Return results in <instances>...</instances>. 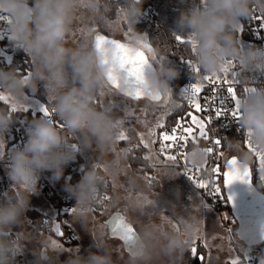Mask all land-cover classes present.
<instances>
[{
    "label": "clouds",
    "instance_id": "clouds-1",
    "mask_svg": "<svg viewBox=\"0 0 264 264\" xmlns=\"http://www.w3.org/2000/svg\"><path fill=\"white\" fill-rule=\"evenodd\" d=\"M82 3L96 11L102 0H0V11L11 18V41L33 62L30 74L0 69V93L9 95L17 109L0 106V156L5 154V133L14 123V114L24 107L26 90L35 93L40 87L46 89L52 97L50 109L55 117L42 114L28 121L22 147L16 146L10 153L7 177L17 191L0 201V264H14L22 251L23 237L7 238L6 229L28 219L30 197L38 193L40 179L51 173L49 181L58 182L66 167L75 163L79 144L73 143V138L82 136L89 147L95 141L101 150H108L117 138L114 117L97 106V93L110 87L111 53L109 62L102 63L93 27L84 29L79 44L69 41ZM253 14V0H206L202 6L179 11L175 28L188 33L195 45L192 64L202 77L220 74L231 61L264 74V45L243 47L236 31ZM125 15L131 25H136L145 12L134 5ZM119 76L121 88H130L127 74L120 72ZM177 76V69L168 67L162 73L146 74V79L152 91L163 93L168 89V80ZM239 124L249 142L264 152V87L249 88L243 94ZM239 152L245 159L251 155L246 146ZM199 158L197 154L193 160ZM66 179L69 182L64 191L76 201L77 219L86 222L104 177L93 168L75 184L70 183V177ZM128 206L136 204L130 202ZM186 244L176 233L162 232L158 224L142 226L138 228V238L129 242L127 264H152L161 256L183 250ZM95 247L97 250L86 257L77 253L64 264H114L103 235ZM258 264H264V256L258 258Z\"/></svg>",
    "mask_w": 264,
    "mask_h": 264
},
{
    "label": "rangeland",
    "instance_id": "rangeland-1",
    "mask_svg": "<svg viewBox=\"0 0 264 264\" xmlns=\"http://www.w3.org/2000/svg\"><path fill=\"white\" fill-rule=\"evenodd\" d=\"M205 2L206 0H197V6H202ZM240 26L242 30V23L238 29ZM86 27H93L95 34L99 31L109 38L125 43L128 42L131 47L134 44L133 48H139L141 42L145 40L149 43L145 33L135 30L128 22L125 14L111 19L99 9L92 11L86 4L82 3L77 14L76 23L74 24V31L69 37L71 44L75 45L80 43L82 33ZM129 29V39L126 40L124 33ZM241 44L243 47L249 46V43L242 38ZM11 57V51L5 44L1 43L0 58H3L6 64H8ZM168 67H174L178 73L180 72L179 61L176 58H170L166 55L159 56L151 46L148 65L145 68L146 89L143 99L134 101L124 95L121 92V88L117 90L109 87L97 93V101L100 100L102 102V104L97 103V106L102 110L108 111L117 123V138L108 150H101L97 147L95 141L92 142L90 147L85 146L83 137L77 136L76 139L79 144L80 154L78 169L75 174H78L80 169L82 177L86 171L95 168L105 179L106 177L110 179V181L108 179L106 180L112 189L111 199L108 203L109 207L103 212L104 216L109 215L114 209L120 207L125 208L132 225L135 227H138L140 222L147 221L152 214L165 217L173 232L187 242L191 252L192 249L196 248L197 252L195 254H199L200 259L204 260L205 264H227L233 258L238 259L240 262L244 258L248 245L239 236V224L234 216L231 215L232 210L226 216L214 214L197 185L183 174L178 165L169 158L170 156L168 154H162L157 150V142L163 136L160 133V129L157 128V124L166 113L169 114L165 118L167 120L171 115L170 113L176 111L181 102L174 95V79L168 80L167 91L159 93L152 91L148 87L146 74L157 71L162 73ZM234 70H237V66ZM161 79H166V77L161 75ZM157 96L159 100L154 99ZM50 97L51 95L46 90V98L52 100V97L51 99ZM23 105L37 111L40 108V101L37 97L31 96L27 92V95L23 98ZM142 109L148 113L147 116L142 114ZM20 111L24 110L22 109ZM130 131H132V134ZM122 132L127 135L125 141L135 136L136 139L133 141H138L140 144L142 143L141 136H143V140L146 142V147H144L145 156L149 161L150 171L136 172L133 170L127 158L128 152L133 150L130 147L133 141L123 144L118 139ZM150 133H154V135H150ZM9 139L10 133L8 130L5 133L6 143ZM240 148L242 147L234 146L227 150L226 154L229 156L233 152L239 155L237 158L230 160L232 162L231 166L238 165L242 168V171L251 170L252 176L256 178L257 188L263 193L264 161L255 159L249 150L247 151L251 155L245 159L239 152ZM3 158L4 155L0 156V166L3 167V175H5L7 168L1 165V162L4 160ZM149 176L151 180L147 179ZM68 177L69 175H65L62 178L63 181L53 182V184L55 187L59 183L66 185L69 182L66 179ZM81 177L76 181L70 179V183L75 184ZM10 185H12L11 182ZM16 191L17 188L13 186V193ZM6 195L7 193L5 191H1L0 201ZM73 200L75 201V199ZM130 202H134L136 206L129 207ZM35 203H37V206L43 205L44 208H47L49 214H56L54 206L43 194L39 195L37 193L30 197V209L36 207V205L34 206ZM96 209L97 207L93 206V211L88 216L86 222L78 220L79 227L84 234L81 237L82 244L92 240L93 232L96 233V238L99 242L100 236L103 235L105 225H103L101 219L97 218ZM74 213V216H77V210ZM67 216L64 215L63 221H67L65 219ZM56 222H61V220L56 218ZM149 222H152L151 218H149ZM101 225L102 232L100 231ZM168 232L171 231L169 230ZM6 233L12 234L16 238L23 237L21 241L22 251L20 253L22 264H64L66 260L72 258L75 254H83L81 248L77 245H69L67 244L69 242L63 239L62 241L55 235L38 231L29 217L27 220H24L22 225L7 228ZM53 239L58 241L56 246H53L51 243ZM205 242H207V248L203 247ZM44 255H46V258ZM157 260L158 258L152 264H158ZM127 261L128 259H122L117 264H127Z\"/></svg>",
    "mask_w": 264,
    "mask_h": 264
},
{
    "label": "built area",
    "instance_id": "built-area-1",
    "mask_svg": "<svg viewBox=\"0 0 264 264\" xmlns=\"http://www.w3.org/2000/svg\"><path fill=\"white\" fill-rule=\"evenodd\" d=\"M130 7L131 6H140L139 0H129ZM141 7V6H140ZM145 15L141 18V24H145L148 26H153L154 28H163L162 23L158 19V12L154 7H142ZM253 10L259 12L261 9L257 5H253ZM254 15V14H253ZM252 15V16H253ZM0 16H8L6 14H0ZM252 16L246 18L245 24L250 31V39L246 41L249 43L248 47L264 45V29L259 27L260 21L252 19ZM10 24L6 21H0V44L3 41H10ZM240 33V37H241ZM243 40V36L241 37ZM172 50H178L180 52V60H179V67L181 71L186 73V79L184 82L179 83V97H180V106L179 111L177 113L176 119L178 116H183L188 111H191L189 107L186 106V99L191 96V92L189 87L193 83H206L204 82V78L202 77L200 71L197 73L193 71L187 61L193 59V53H189L184 49H180V42L175 40L173 43L170 44ZM237 70L236 72L239 73L238 76L233 77V79H239V83L234 85L237 89L239 98L243 96L245 93L243 89L245 87L248 88H256V87H264V74L255 71L251 68H245L236 62ZM5 71H8L7 67H0ZM180 71V72H181ZM44 88L40 87L39 91L32 93L28 91L29 95L37 97L42 106H46L51 108L52 100L47 99L44 97ZM211 88L206 87L205 90L202 92L201 96L199 97L200 102H204V97L210 96ZM221 96L225 99V107L229 109V115L217 117L213 116V113L205 112L200 113L205 117V119H209L210 122L207 125V136L202 135V130H197L195 128L191 129L192 132V139L188 140L186 145L180 144H168L163 150L161 149V144L163 141V136L157 142V150L162 154H168L170 157L175 156V159H172L178 167L181 169L183 174L192 182L197 185V182H209L210 187L207 189H200L204 198L206 199L208 205L211 207L213 212L219 216H226L229 212H231V206L229 199L227 197L225 191V185L223 180V173H224V159L226 155V150L230 146H241L245 147L246 142L251 145V148L246 146V149L251 151L254 158L258 159L259 157L264 158V152L257 150L248 140L247 134L239 124V120L236 121L234 117L230 115V110L234 107V104L229 101L227 94L225 92L220 93ZM219 103V99L217 100V104ZM185 105V106H184ZM33 118H39L42 115L40 110L33 112ZM55 119L54 116H52ZM28 118L23 119L22 122L14 123L11 128L9 129L10 133V145L8 149L5 151L4 160L1 162L2 166L8 168L10 163V153L16 146L23 145V142L26 139V127L28 124ZM220 139L222 144L221 146H217L213 143L214 140ZM73 143H77V140L73 138ZM78 144V143H77ZM141 144L138 141H133L130 144V147L133 150H137L140 148ZM202 148L206 155V162L207 167L204 165H200L195 163L193 160L194 157V149ZM183 153L184 155H180ZM79 154L80 148H78V155L75 163H72L66 167L68 170V175L71 178L73 174L78 169L79 163ZM264 161V159H261ZM219 166L221 169V173L219 177L213 174V167ZM3 168V167H2ZM51 173H46L40 179L38 188V194H43L46 196L51 204L54 206L55 210L58 213V218L61 219L65 214L71 213L72 209L76 210V201L72 198L62 196L58 190L56 189L53 182H50L47 177H49ZM5 175H0V187L4 184ZM219 187V193H213V190ZM105 194L110 196L111 199V192L109 188L108 182L104 178V182L100 185V191L97 195V200L94 204V207L105 205L110 199H105ZM62 230L64 231V237H60L64 241L73 242L78 239L77 234L73 231V229L67 226L65 223L61 224ZM52 226H46L44 229V233L53 234L54 232L51 230ZM16 237L12 234H7V238ZM264 256V239L260 243L256 245L247 246V251L244 254L245 264H258V258ZM14 264H22L20 254L17 255L15 258Z\"/></svg>",
    "mask_w": 264,
    "mask_h": 264
},
{
    "label": "snow or ice",
    "instance_id": "snow-or-ice-1",
    "mask_svg": "<svg viewBox=\"0 0 264 264\" xmlns=\"http://www.w3.org/2000/svg\"><path fill=\"white\" fill-rule=\"evenodd\" d=\"M260 3L264 5V0H260ZM117 14H120L118 10ZM252 19L259 20V27L264 29V8H262L259 12L254 10V15ZM0 21H6L8 24H11V18L9 16H0ZM82 32V30H80ZM241 31V26L239 28V33ZM130 29L125 31L124 36L126 40L129 39ZM175 39L181 44L190 45L191 53H195V45L192 43L191 38H183L181 36H176ZM95 45L98 51L102 56V63L109 62V52L111 53V61L113 67L109 69L108 80L110 87H113L117 90L120 89V76L119 73H126L131 84L130 90L124 92L123 94L128 96L134 101H139L143 99L145 95L146 89V80H145V68L148 65V58L151 52V45L145 40L141 42L139 48H133L127 42H121L115 39H110L106 35L101 34L99 31L95 34ZM111 46V48L107 46ZM190 67L195 72H199V68L196 65H193L191 60L187 61ZM236 68V62L231 61L227 63L220 74L209 75L204 78V82L206 83H193L189 87L191 92V96L186 99V106L191 109L183 116H178L174 126L168 130L166 126L165 118L169 115L165 114L164 117L161 118L160 122L157 124V128L163 130V143L161 144V149L163 150L168 144H180L186 145L187 141L192 139L191 129L195 128L198 131L202 130V135L207 136V125L212 122L209 119H205L204 116L199 115L200 113L212 112L215 118L227 116L229 115V109L225 107V99L220 93L223 91L227 94L229 101L234 104V107L230 110V115L235 118L236 121L239 120L240 116V96L238 95L237 89L234 85L239 83V79H233L231 77H236L239 75L234 69ZM26 74H30L29 72ZM206 87L211 88L210 96L204 97V102L201 103L199 97ZM243 91L246 93L249 91L248 87H245ZM102 95V94H101ZM51 99V97H50ZM154 99L159 100V97H155ZM219 99V103L217 104V100ZM0 103L3 105H9L13 111H16V107L12 102V99L9 95L5 93H0ZM97 103L102 104L100 100ZM185 106V105H184ZM23 110L26 111L27 107L24 106ZM40 111L43 115L52 117L54 116V112L46 106H41ZM142 114L147 116L148 113L142 109ZM171 115H176L174 112L170 113ZM150 135H154V133H150ZM121 142H124L127 139L126 133H121L118 138ZM141 145L142 147H146V142L143 140V136H141ZM217 146H221L222 142L220 139H216L213 141ZM246 146L251 148V145L246 142ZM180 155H184L180 153ZM171 159H175V156L169 157ZM264 159L258 156V160ZM231 161L229 162V168L231 167ZM205 167H207V162H205ZM221 173V169L219 166L213 167V174L219 177ZM224 175V184H232L234 181H242L248 182V177L250 176V171L239 172V171H226L223 173ZM148 180H151V177H147ZM197 186L202 189H207L210 187L209 182H197ZM213 193H219V187L213 190ZM105 199H110V196L105 194ZM76 210L72 209L71 213H74ZM118 220L122 219L119 216H116ZM113 226V232L115 233L116 223L114 221H110ZM55 236L64 237V231L62 230L60 223H54L51 229ZM129 233L134 237L135 230L134 228L128 229ZM230 231V230H229ZM120 239L127 240L128 236H121ZM53 246H56L58 241L53 239L51 241ZM203 247L207 248V242L203 245ZM192 252L195 254L197 249H192ZM203 259V257H201ZM227 264H239L238 259H230Z\"/></svg>",
    "mask_w": 264,
    "mask_h": 264
},
{
    "label": "trees",
    "instance_id": "trees-1",
    "mask_svg": "<svg viewBox=\"0 0 264 264\" xmlns=\"http://www.w3.org/2000/svg\"><path fill=\"white\" fill-rule=\"evenodd\" d=\"M197 4H198L197 0H185L184 4H181L180 0H139V5L141 7H154L157 10L158 19L162 23L163 28L161 29L154 28L153 26H148L141 23H137L136 25H132V26L135 30L145 33L150 45L154 48V50L159 56L166 55L170 58H176L179 61L181 58L180 52L177 49L172 50L170 44L176 40L175 39L176 36H181L185 39L188 38L189 36L188 33L176 29L174 21L178 17L180 10H183L184 8L189 6H197ZM253 5L259 6L260 9L264 8V5L260 3V0H253ZM129 7H130L129 0H102L99 10L102 13H104L107 17L113 19V18H117L121 14H125L126 10ZM118 10L120 11L119 15L117 14ZM236 31L239 35L241 33V35L245 40L250 39V31L248 30L245 21L242 22V30L240 31V33L238 28ZM2 44H5L8 47V49L12 53V57L8 64H6L3 58H0V67L2 68L8 67L9 70H15L20 75H24L30 72V70L32 69V61L31 58L25 52H23V50L15 46L11 40L3 41ZM180 49H184L189 53H191L190 45L188 44L180 43ZM185 79H186V73L184 71L179 72L178 76L174 79L175 82L174 95L179 99V101H180V97L178 93L179 83L184 82ZM43 95L44 97H46V90L44 91ZM0 106H4V105L0 103ZM178 111H179V107L177 108L176 111H174L176 115H170L166 120V126L168 130H170L174 126ZM32 114H33L32 110L17 111L14 114V123L22 122L23 119L25 118L31 120L33 119ZM162 131L163 130L160 129V133H162ZM130 132L132 134V131ZM134 139H136V137L132 136L130 140L124 141L122 143L123 144L130 143ZM9 145H10V141L6 143V150L8 149ZM127 158L133 170H135L136 172L150 171L149 161L145 156L144 147L141 146L137 150L129 151L127 154ZM3 173L4 172L2 170V167L0 166V175H3ZM64 175H68V170L65 169ZM255 177H257V175H255ZM77 179H78V175L77 173L76 174L74 173L73 176L71 177V180L76 181ZM258 182L260 183L259 180ZM109 188L111 189L110 184H109ZM1 191H5L7 195L13 194V189L10 188L5 178H4V184L0 187V192ZM103 206L104 205L97 206L96 212H100ZM27 216L32 220L33 225L38 231L44 232L45 227L50 226V221L46 220L45 219L46 217L37 210L29 209V211L27 212ZM77 243H78V239L73 242H69L67 244L76 245ZM231 243H233V241H231ZM179 264H205V262L204 260L200 259L199 254H193L188 244H186V247L183 250H180ZM239 264H245L244 258L239 262Z\"/></svg>",
    "mask_w": 264,
    "mask_h": 264
},
{
    "label": "water",
    "instance_id": "water-1",
    "mask_svg": "<svg viewBox=\"0 0 264 264\" xmlns=\"http://www.w3.org/2000/svg\"><path fill=\"white\" fill-rule=\"evenodd\" d=\"M0 14L6 13L0 11ZM129 90L130 88H121L122 93ZM232 168L235 171L242 170L238 165H234ZM249 171L248 182L240 181V186L235 188L231 184H228L226 191L230 199L232 214L239 224V236L246 245L251 246L260 243L264 239V194L252 184L251 170ZM116 216L122 219L118 220ZM110 221L116 223L115 233ZM107 225L112 237L120 239L121 236H128L127 240L121 239L126 252H128L129 242L135 241L138 238V233L132 225L125 208H121L115 212L107 221ZM129 228H134V237L129 233ZM44 257L46 258V255Z\"/></svg>",
    "mask_w": 264,
    "mask_h": 264
},
{
    "label": "crops",
    "instance_id": "crops-1",
    "mask_svg": "<svg viewBox=\"0 0 264 264\" xmlns=\"http://www.w3.org/2000/svg\"><path fill=\"white\" fill-rule=\"evenodd\" d=\"M102 34V33H101ZM242 37V36H241ZM109 38V37H108ZM112 39V38H111ZM181 71V70H180ZM41 103H40V108H41ZM40 108L38 110H40ZM27 110H32L33 112H36L34 111L33 108H27ZM37 110V111H38ZM230 147H234V146H230ZM229 147V148H230ZM229 148L227 150H229ZM227 150H226V153H227ZM197 154L200 155V158L197 159V160H194L195 163L197 164H200V165H204L205 162H206V155L204 153V151L202 150V148H196L194 149V156H196ZM239 155L237 153H232L230 156L229 155H225V159H224V169L227 165L228 162H230V160L232 159H235L237 158ZM232 157V158H231ZM229 158V159H228ZM6 175V180L9 182V179L7 177V173L5 174ZM78 178L81 177V170L79 169V172H78ZM65 176V175H64ZM103 176V175H102ZM105 178V177H104ZM71 179V178H70ZM106 179H108L106 177ZM105 179V180H106ZM110 181V179H108ZM60 181H63L62 178ZM107 181V180H106ZM10 184V182H9ZM109 184V182H108ZM66 185H62V184H58L56 186L58 192L62 195V196H65V197H69L68 194L64 191V188H65ZM10 188L13 189V186L10 185ZM112 189H110V192H111ZM264 194V192H263ZM40 195V194H39ZM42 195V194H41ZM203 196V195H202ZM45 197V196H44ZM204 197V196H203ZM70 198V197H69ZM73 199V198H72ZM205 199V198H204ZM206 200V199H205ZM110 201V200H109ZM109 201L102 207V209L100 210V212H97V218L98 219H101L103 225H105V230H103V235H104V238H103V242L106 246V248L110 251L111 255H112V259L114 261V264H117L119 262H121L122 259L126 260L128 258H126L127 256V252L125 250V247H124V243L121 239L119 238H115V237H112L109 233V228H108V225H107V221L109 220V218L115 213L117 212L119 209H121L122 207L118 208V209H114L109 215L107 216H104L103 212L105 211V209H107L109 207ZM39 204V203H38ZM36 205V207H32L36 210H38L39 212L43 213L45 216H46V220L50 221V225L53 226L54 223H57L56 222V218H58V213L57 211L55 210L56 214L55 215H52V214H49L48 211H47V208H44L43 205H38L37 206V203L34 204V206ZM210 207V206H209ZM70 214V215H69ZM68 216L67 214H65V216H67L65 219L67 220L66 222L63 221L64 220V216L60 219L61 222H58V223H65L67 226L71 227L73 229V231L77 234L78 236V243L76 244L78 247L81 248V251H82V255L83 256H87L88 253L91 251V252H95L97 249L95 247V245L97 243H99V241L97 240L96 238V233L93 232L92 233V240L87 242V243H81L82 239L81 237L84 236V234L82 233V230L80 229L79 227V222H78V219H77V216H74L75 213H69ZM215 214V213H214ZM231 215H233L231 213ZM49 218V219H47ZM149 218H151L152 222H149ZM148 218L147 221H144V222H140L138 225V227H135V230L137 231L138 233V228L142 227V226H145V225H148V224H158L161 228V231L164 232V233H167L169 230L171 232H173V229L171 227H169V224L167 223L166 221V218L165 217H161L159 215H155V214H152V216L150 215V217ZM165 219V220H164ZM164 220V221H162ZM51 235H55L54 233L51 234ZM59 239H61L60 237H58ZM125 255V256H124ZM155 261V260H154ZM180 262V251H177L175 253H172L170 255H164V256H161L158 258L157 260V263L158 264H179Z\"/></svg>",
    "mask_w": 264,
    "mask_h": 264
},
{
    "label": "flooded vegetation",
    "instance_id": "flooded-vegetation-1",
    "mask_svg": "<svg viewBox=\"0 0 264 264\" xmlns=\"http://www.w3.org/2000/svg\"><path fill=\"white\" fill-rule=\"evenodd\" d=\"M226 171H235L233 168H232V166L229 168V162L227 163V165H226V167H225V169H224V172H226ZM249 171V170H248ZM239 172H245V171H242V170H240ZM223 180H224V175H223ZM251 181H252V184L257 188V186H256V182H255V178H254V176H252V172H251ZM225 185V184H224ZM226 186L227 185H225V191H226ZM231 186L232 187H237V186H240V181L239 180H237V181H234L232 184H231ZM258 189V188H257ZM226 194H227V191H226ZM227 197H228V199H229V196H228V194H227ZM229 202H230V199H229ZM231 206V205H230Z\"/></svg>",
    "mask_w": 264,
    "mask_h": 264
}]
</instances>
